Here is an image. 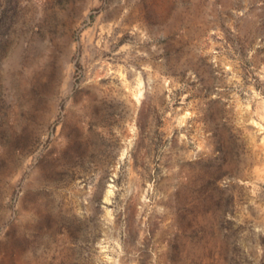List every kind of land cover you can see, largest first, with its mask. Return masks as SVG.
<instances>
[{"label":"rangeland","instance_id":"rangeland-1","mask_svg":"<svg viewBox=\"0 0 264 264\" xmlns=\"http://www.w3.org/2000/svg\"><path fill=\"white\" fill-rule=\"evenodd\" d=\"M0 264H264V0H0Z\"/></svg>","mask_w":264,"mask_h":264}]
</instances>
